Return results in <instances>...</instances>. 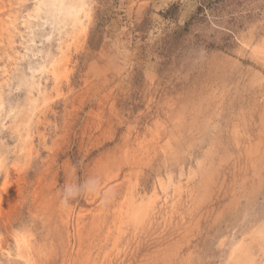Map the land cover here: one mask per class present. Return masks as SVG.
I'll use <instances>...</instances> for the list:
<instances>
[{
  "label": "rangeland",
  "instance_id": "rangeland-1",
  "mask_svg": "<svg viewBox=\"0 0 264 264\" xmlns=\"http://www.w3.org/2000/svg\"><path fill=\"white\" fill-rule=\"evenodd\" d=\"M64 4L0 0V264H264V0Z\"/></svg>",
  "mask_w": 264,
  "mask_h": 264
},
{
  "label": "bare ground",
  "instance_id": "bare-ground-1",
  "mask_svg": "<svg viewBox=\"0 0 264 264\" xmlns=\"http://www.w3.org/2000/svg\"><path fill=\"white\" fill-rule=\"evenodd\" d=\"M63 2L64 0H54V7L58 8L59 10H61V8L65 11H67V13H74L76 12V10L74 9V6L73 5H69L67 7V5H63ZM71 2V1H70ZM74 2V1H73ZM72 2V3H73ZM49 3V2H48ZM51 4V3H50ZM75 4V3H74ZM78 7V6H77ZM81 9V8H80ZM53 10V9H52ZM51 10V11H52ZM50 11V10H49ZM71 15V14H70ZM56 16V15H55ZM81 16V15H79ZM15 17V16H13ZM51 19V18H50ZM68 19V18H67ZM77 19V18H75ZM55 20V19H54ZM53 20V22H54ZM9 21V20H8ZM12 21V20H11ZM14 21V20H13ZM63 21V20H62ZM68 21V20H67ZM77 21V20H76ZM9 24V22H7ZM6 23V24H7ZM2 25V24H1ZM7 26V25H6ZM1 30V29H0ZM5 30V29H4ZM8 31V30H7ZM5 34V32H4ZM3 36V35H2ZM5 39V38H3ZM1 41V40H0ZM10 41V40H9ZM2 43V42H1ZM10 57V56H9ZM12 61V60H11ZM14 63V62H13ZM15 66V65H14ZM30 79V78H29ZM25 83V81H24ZM32 83V81H31ZM32 89V88H31ZM1 109V108H0ZM2 170V168H1ZM7 172V170H6ZM8 175V174H7ZM3 176V175H2ZM7 177V176H6ZM4 179V178H3ZM2 179V180H3ZM263 234H264V231H257L256 232V238H263ZM260 250H263L262 247H260ZM229 259L231 261V264H257V260L256 258L254 257V254L252 252V246H250L249 244L247 243H240V244H237L230 252V255H229Z\"/></svg>",
  "mask_w": 264,
  "mask_h": 264
}]
</instances>
